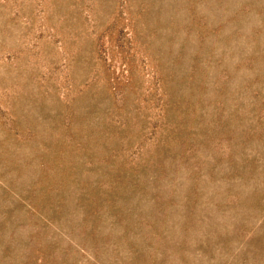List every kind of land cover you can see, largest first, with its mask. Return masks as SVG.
Returning a JSON list of instances; mask_svg holds the SVG:
<instances>
[{"label": "rangeland", "instance_id": "374dc122", "mask_svg": "<svg viewBox=\"0 0 264 264\" xmlns=\"http://www.w3.org/2000/svg\"><path fill=\"white\" fill-rule=\"evenodd\" d=\"M0 264H264V0H0Z\"/></svg>", "mask_w": 264, "mask_h": 264}]
</instances>
